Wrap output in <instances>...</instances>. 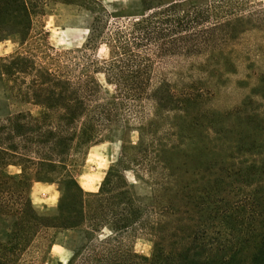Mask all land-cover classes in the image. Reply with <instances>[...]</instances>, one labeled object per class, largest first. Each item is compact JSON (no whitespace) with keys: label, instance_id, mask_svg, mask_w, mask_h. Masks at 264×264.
Listing matches in <instances>:
<instances>
[{"label":"trees","instance_id":"1","mask_svg":"<svg viewBox=\"0 0 264 264\" xmlns=\"http://www.w3.org/2000/svg\"><path fill=\"white\" fill-rule=\"evenodd\" d=\"M50 3L92 15L88 45L109 49L101 66L84 51L32 45L34 21ZM254 29H264V8L252 0H128L113 12L100 0H0V39L19 43L0 56L2 92L30 105L12 110L10 97L0 99V264H38L58 235L78 264H264V197L220 209L211 198L222 190L216 182L206 185L204 208L185 177L188 114L197 125L200 99L210 93L202 76L220 70L199 64L177 83L155 75L158 63L174 58L217 61ZM99 71L113 86L109 95ZM114 140L118 157L99 188L84 191L73 155ZM9 165L20 171L8 173ZM33 181L57 185L55 206H33ZM227 213L235 225L220 233L214 223ZM138 232L151 237L149 256L130 246Z\"/></svg>","mask_w":264,"mask_h":264},{"label":"rangeland","instance_id":"2","mask_svg":"<svg viewBox=\"0 0 264 264\" xmlns=\"http://www.w3.org/2000/svg\"><path fill=\"white\" fill-rule=\"evenodd\" d=\"M108 12L123 8L128 0H100ZM255 5L264 8V0H252ZM92 15L76 5L50 3L44 14L37 16L31 32L33 46L52 47L57 51H84L101 66L108 58L109 49L105 43H97L89 47L87 42L88 28ZM113 21V20H112ZM111 21V22H112ZM19 47L16 38L7 36L0 39V56L12 53ZM227 57V58H225ZM228 60V61H227ZM202 64L219 69L216 75H203L202 86L209 90L207 97L200 99L197 125L194 126L192 111L189 112L188 138L186 140L187 173L185 175L190 187L197 186L201 191L200 201L206 208L211 195L206 185L221 187V192L211 195L219 198L216 205L225 207L227 202L231 208L236 204L250 202L252 197H264V29L249 30L243 33L233 49L217 61L206 62L203 58L183 60L174 58L156 65V79L167 76L171 82H178L179 76L187 77L191 67ZM216 69H213L215 71ZM220 76V78H219ZM95 77L101 84L104 94H111L113 86L109 84L102 72ZM0 84V99L8 98L10 109H28L29 104L13 100L9 94L3 93ZM150 106H145L149 113ZM31 109H33L31 107ZM214 121V130L206 129L207 121ZM207 138V135H209ZM134 144L137 141L136 131L129 135ZM212 139V140H211ZM121 142L104 141L90 146L84 153L73 155L71 171L84 191H96L109 166L120 153ZM8 173H18L19 167L9 165ZM129 181L131 173H126ZM33 206L44 211L58 202L59 191L55 183L33 181L30 189ZM222 196V198H221ZM212 199V200H213ZM228 201H226V200ZM210 200V199H209ZM219 209V210H220ZM205 211V210H204ZM233 211V209H232ZM235 214V213H234ZM234 214L225 221H215V226L223 230L235 225ZM210 223V221L208 222ZM213 224V225H214ZM219 236V235H218ZM221 237V235H220ZM217 239V237L215 236ZM229 239V238H228ZM62 235L51 243L45 258L38 264H78L69 262L71 251L59 241ZM131 248L139 255L149 256L153 244L151 237L144 233L132 234L128 237Z\"/></svg>","mask_w":264,"mask_h":264}]
</instances>
